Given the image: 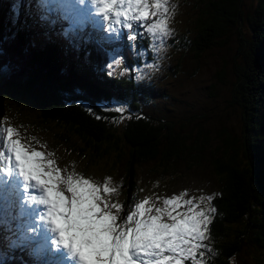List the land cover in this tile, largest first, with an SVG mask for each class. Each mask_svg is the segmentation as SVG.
Instances as JSON below:
<instances>
[{"label": "trees", "instance_id": "obj_1", "mask_svg": "<svg viewBox=\"0 0 264 264\" xmlns=\"http://www.w3.org/2000/svg\"><path fill=\"white\" fill-rule=\"evenodd\" d=\"M201 1L205 12L197 25V37L189 47V54L194 58L224 48L232 31L244 23L253 30L250 50L242 46L239 51L248 64L241 68L243 77L234 92H229L231 100L226 101L227 108L237 107L239 111L240 136L231 133L227 120L215 114L214 111H219L217 102L212 112H208L210 109L196 117L190 116L188 111L176 122H170L165 116H150L140 109V113L125 119L123 127H114L96 104L109 105L108 98L116 94L122 98L129 95L135 111L140 103L133 101L132 94H139V85L133 79L115 83L92 62L98 60L97 56H109L118 48L117 45L116 48L104 47L105 35L109 32L106 30L99 42L69 35L61 27L62 21L60 25L56 17L46 18L44 15L50 11L32 0H0V50L4 56L11 55L20 62L27 80L19 87L39 93L43 98L32 99L16 91L10 83L0 82V125L6 127L3 123L21 116L24 108L20 101L34 105L36 118L42 120L41 127L63 130L60 142L71 152L78 148V156H85L88 164L111 161L109 168L117 169L127 160V196L133 189L137 166L154 163L161 173L181 180L207 158L220 180L221 189L212 201L214 210L206 239L194 261L183 253L174 260L180 259L181 264H240V256L251 253L256 255L257 264H264V0ZM248 4L253 10L256 7L249 18ZM34 23L44 28L43 34L47 32L50 42L39 35ZM146 38H149L147 34L133 33L121 46L124 50H142L141 57L154 61L151 52L143 46ZM60 40L64 47L58 43ZM186 50L188 43L184 52ZM87 59L90 62H83ZM180 68L177 64V70ZM226 77L222 67L216 72L213 85L207 88L210 91L207 98L212 102L224 95ZM13 92L16 95L13 96ZM144 93L147 94V90ZM169 98L164 93L162 99ZM156 109L159 108L156 106ZM207 114L211 115L204 118ZM19 124H22L16 128L19 131H31L34 127ZM222 124L224 129H217ZM68 135L76 144H70ZM212 135L220 146L210 145Z\"/></svg>", "mask_w": 264, "mask_h": 264}, {"label": "rangeland", "instance_id": "obj_2", "mask_svg": "<svg viewBox=\"0 0 264 264\" xmlns=\"http://www.w3.org/2000/svg\"><path fill=\"white\" fill-rule=\"evenodd\" d=\"M154 2L155 0H146L150 15L144 20L134 18V15L138 16L143 11V5H137L134 0L132 3H129V0H116V3L112 4L108 11L109 19L107 21L104 20L103 15L97 16L101 14L97 9L94 12V25L102 27L103 31L105 29L110 30V34L103 45L112 47L116 44L117 47H120L119 49H114L112 51L113 54L109 53L110 57L106 55L103 57L97 56L98 60L96 62L92 60V62L98 70L105 72L110 77L108 80L115 83L123 81V79H133V82L139 85V94H132L133 101L140 103V106H136L138 110L135 111L133 103L129 101V95L126 98H122L116 94L108 98L111 101L109 105L104 102L96 105L106 117L110 118V123L114 127L119 128L123 125L125 119L133 114L140 113L141 110L150 116H165L170 122H176L180 121L188 111L190 116L195 115L196 117L212 112L215 110L212 108L217 102L218 109L216 110L219 111H214L215 114L220 116L222 120H227V127L231 133L236 132L240 136V130H237L238 125L240 126L239 111L237 107L233 109L227 108L226 101L231 100L232 95L230 96L229 92L231 94L232 91L234 92V88L237 87L243 77L241 68L243 65L247 66L248 64V62L244 63L239 51L242 46H245L248 51L250 50L253 30L246 23L242 24L240 28L232 31L224 48L207 51L197 59L194 58L193 54H189V47L197 37V25L205 12L202 1L161 0L162 7L158 10L159 15L152 16L151 5ZM245 2L248 3V0H245ZM81 4H85V2L83 1ZM247 7V18H249L255 12L256 7L254 10L251 4H248ZM116 12H121L122 15L117 17L115 15ZM49 14H52L50 15L52 17L54 12ZM87 20H89V17ZM157 21L164 22L169 32L168 36H162L158 31H148L149 27ZM34 24L36 29L43 34L44 28L37 23ZM81 26L82 34L84 33L85 25L81 24ZM133 33L147 34L149 38L144 39L145 43L143 46L151 52L154 61H147L141 57L142 50H136V48L123 50L121 43ZM87 35L90 40L94 37L97 40L95 42H99L100 35L98 33L89 31ZM42 38L47 42L51 41L48 37L43 36ZM181 39L182 41L179 42ZM58 43L62 44L61 41ZM187 43L188 51L184 52V47L187 46ZM175 47L179 48L176 49ZM184 56L187 57L182 59L181 57ZM86 61L88 62L89 59L83 60V62ZM177 64L181 65L180 70H177ZM222 67L225 68L227 75L225 93L220 97L223 88L219 94L220 98L212 102L207 98L210 92L207 88L213 85L214 76ZM16 89L21 94L25 93L32 99L40 101L43 98L39 93L33 94L18 86ZM146 90L147 94L144 93ZM164 93L173 100L171 98L163 100ZM12 95L14 96L16 93L13 92ZM145 95H149V97ZM20 102L24 108L21 116L13 118V122L3 123V126L6 127L1 128L0 125V153L3 154V158L0 159V169H3L0 171V181L8 177L15 167L14 156L9 152L10 138L7 134V129L11 127L14 132L13 137H15L13 140H19L25 151L29 153L39 151L42 153L39 159L47 170L52 173L53 177H56L52 181V184L55 185L54 191H60L66 202L71 200V193L68 191L67 186V180L71 177L73 183L87 180L92 187L98 189L97 195L100 196L101 200L98 206L103 207L105 203L109 204L111 206V214L117 216V224L127 222V216L133 213H137V219L150 218L151 215L157 214V208L161 209L160 222L162 223L172 222L167 214L169 212L180 219H183L185 214L191 215L192 213L188 211L189 208H192L195 212L204 211L211 219L214 210L212 201L216 193H219L221 187H219L220 180L215 175L207 158L202 161V164L195 171L186 173L181 180L161 173L154 163L137 166L134 170V186L132 191L129 192V196H127V160L119 164L117 169L109 168L111 161L101 165H97L95 161L88 164L85 156H78V148L75 149V152H71L66 145L60 142L59 136H61V131L63 130L54 126L41 127L42 120L36 118L35 106L29 105L25 101ZM122 104L125 105L122 106ZM83 106L87 108L85 103ZM156 106L159 109H156ZM30 109L32 111H29ZM117 109H120V111H117ZM210 115L207 114L204 118ZM19 123H23L26 126L25 128L34 127H32L31 131L30 129L29 131H26L27 129L19 131L16 129L22 126ZM205 128H207L206 125ZM42 129H46V131L44 132ZM217 129H224L223 124ZM31 133L36 135L31 136ZM69 138L70 144H76L72 136H69ZM211 139L210 145L219 144L220 146V143L215 141V135H212ZM49 161H51L50 165L48 164ZM178 166H181V163ZM9 167L13 168L9 170ZM31 186L38 191L41 190L39 186L35 185L34 181ZM19 188L22 191L23 187L21 184H19ZM105 189H108V191L105 192ZM13 191L16 197L19 190L13 187ZM3 193L5 191L0 187V194ZM11 199H13V196L8 199L9 204L13 205ZM166 201H171V203H166ZM20 203L22 204L24 201L20 199ZM9 204L7 202L3 208L6 211L5 213L11 212L10 207L12 206ZM136 204H144V208L148 210L143 217L138 215L139 210L136 209ZM116 205L120 207L117 208ZM36 213L40 218L41 213H43L42 209L36 210ZM13 215L15 216V214ZM34 219L36 218H27L21 215L16 219V224H12L9 219L5 221V218L0 215V232L6 231V242L8 243L10 242L8 237L9 230H14L17 226L23 228L34 227L36 224H34ZM18 238L22 240L23 236ZM33 238L38 239V232L34 234ZM14 245L17 246L19 244L16 242ZM53 245L54 238L50 235L47 238V248L52 250L54 248ZM18 250L14 251V253H18ZM72 256L68 258L67 264L72 262ZM76 262L72 264H76ZM239 263L257 264L256 255L243 253L240 256Z\"/></svg>", "mask_w": 264, "mask_h": 264}, {"label": "snow or ice", "instance_id": "obj_3", "mask_svg": "<svg viewBox=\"0 0 264 264\" xmlns=\"http://www.w3.org/2000/svg\"><path fill=\"white\" fill-rule=\"evenodd\" d=\"M40 2L46 8L61 3L62 0ZM79 2L83 3V0ZM132 2L133 0H129V3ZM134 2L143 5V11L138 16L134 15L135 19L144 20L150 15L146 0ZM99 3L103 4L101 14L107 21L108 11L116 0H99ZM161 7V0H155L151 5V15H159L158 10ZM115 15L119 17L122 13L116 12ZM148 31H158L162 36L169 35L163 21L153 23ZM44 35L47 37V32ZM26 80L27 76L20 62L11 55L4 56L3 50H0V82L16 84ZM7 134L10 138L9 152L14 156L15 168L20 176L29 185L34 181L35 185L42 189L43 195L39 198L30 197L31 200L38 199V202L46 207V212L40 219L50 226L51 231L58 237V243L70 249L78 258L79 264H138V261L139 264H181L180 259L174 260L177 255L187 254L193 261L199 255L198 250L206 239L205 233L210 224V216L204 211L195 212L189 208L188 211L192 214H185L183 219L169 212L167 214L172 222L162 223L161 209L157 208V214L151 215L150 218L137 219V213H133L127 216V222L131 223L117 224V216L111 214L109 204L98 206L101 202L100 196L97 195L98 189L92 187L87 180L73 183V179L68 178L67 186L71 200L66 202L60 191H54L55 185L52 181L56 177H53L39 159L42 153L25 151L19 140L11 139L14 135L11 127L7 129ZM2 158L3 154L0 153V159ZM48 164L50 165L51 161ZM11 168L13 167H9V170ZM107 191L108 189H105V192ZM135 207L141 217L148 211L144 204H136Z\"/></svg>", "mask_w": 264, "mask_h": 264}, {"label": "bare ground", "instance_id": "obj_4", "mask_svg": "<svg viewBox=\"0 0 264 264\" xmlns=\"http://www.w3.org/2000/svg\"><path fill=\"white\" fill-rule=\"evenodd\" d=\"M29 2H30V0H29ZM62 2H64V3H66L68 6H73V5H75L76 3H75V0H62ZM104 35L106 34L105 33V31L104 32H102ZM105 39H107V35H105ZM116 45H114V46H112L111 48H113V47H115ZM120 47V46H119ZM119 47H118V49H119ZM124 50V49H123ZM41 122V121H40ZM1 182H3V179H1V181H0V184H1ZM40 196H38L37 198H39ZM31 199L30 200H26V204L24 205V207H26V206H28L27 205V203H30L36 210L38 209V205H40V203L38 202V199L36 200V202L33 200V201H31ZM13 204V203H12ZM22 205H23V203H22ZM37 223H39V224H41V226H42V224H43V221L39 218L38 219V222ZM39 227L38 228V230H40V233H39V236H40V240H41V242L43 243V245H45V240H46V238H47V235H46V233H44L43 231H42V229H43V227Z\"/></svg>", "mask_w": 264, "mask_h": 264}, {"label": "water", "instance_id": "obj_5", "mask_svg": "<svg viewBox=\"0 0 264 264\" xmlns=\"http://www.w3.org/2000/svg\"><path fill=\"white\" fill-rule=\"evenodd\" d=\"M6 83V82H5ZM25 83V82H24ZM24 83H16L15 85H13L12 83H10L11 84V86L13 87V88H15V90L16 91H18L17 89H16V87L18 86H21V85H24ZM1 88V87H0Z\"/></svg>", "mask_w": 264, "mask_h": 264}]
</instances>
